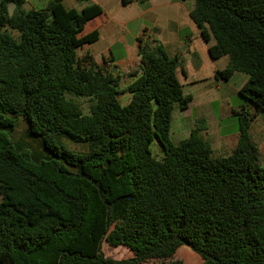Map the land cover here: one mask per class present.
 <instances>
[{
    "label": "trees",
    "instance_id": "trees-1",
    "mask_svg": "<svg viewBox=\"0 0 264 264\" xmlns=\"http://www.w3.org/2000/svg\"><path fill=\"white\" fill-rule=\"evenodd\" d=\"M76 1L82 9L64 0L40 9L0 0V264H183L165 263L182 246L202 264H264L255 116L235 113L239 137L228 156L205 140V120L174 144V109L193 100L178 78L185 75L179 58L146 33L139 61L124 75L80 55L99 41V31L84 30L103 9ZM190 18L206 43L215 41L211 59L230 60L215 78L248 75L239 94L264 111V0H195ZM16 117L40 142L15 136ZM104 242L132 256L106 257Z\"/></svg>",
    "mask_w": 264,
    "mask_h": 264
},
{
    "label": "rangeland",
    "instance_id": "rangeland-1",
    "mask_svg": "<svg viewBox=\"0 0 264 264\" xmlns=\"http://www.w3.org/2000/svg\"><path fill=\"white\" fill-rule=\"evenodd\" d=\"M49 0H26V9H40L47 5ZM111 16L124 17L127 19V24L124 26L118 35L115 34V42L113 43L112 51L117 57L123 55L126 51V46L132 47L138 41L141 36H154L160 40V34L165 35L172 42V45L177 42V46H174L172 57H178L181 63L182 70L179 71L178 78L182 83L183 90L186 94H190L193 97V105H191L189 111L181 110L179 107H175L173 112V122L171 126V137L174 144H179L184 139L190 136L188 129L192 124L198 120H205L211 129H214V122H221V135L228 136L234 135L238 131V115L234 114L236 111L245 109L249 114L255 116L256 119V134H254L255 140L258 141L260 147V154L262 162L264 163V131L261 127H264V111H258L255 115L252 113V103L239 94V91L243 84L247 81L248 75L236 72L229 82L217 80L215 78V72L217 70H223L229 64V58L223 57L219 60H212L208 47L212 42L206 43L201 35V31L194 24V22L185 18L181 21L182 27L179 29L178 36L172 32L171 25L166 23L167 17L165 12L166 4L174 5L173 3H183L184 7H192L195 4V0H135L134 6L122 4V0H97ZM66 6L69 8L76 6L75 0H65ZM10 11L15 9L14 5H10ZM184 11V10H183ZM146 33V35H145ZM176 37L180 39L182 43L176 41ZM188 39V40H186ZM104 40V38H103ZM102 40V41H103ZM124 40L125 44L120 41ZM111 42V37H106L105 40L100 43L104 45ZM117 42V43H116ZM215 43V41L213 40ZM100 44H96L99 46ZM94 46V47H97ZM170 53V51L168 50ZM135 63H130L128 67L121 70L124 75L130 67ZM110 70L114 69L113 66H109L106 63L102 65ZM131 82V79H128ZM121 88L126 86L124 80H121ZM221 96H226L224 99ZM123 105L128 104L129 97L123 95L120 97ZM82 108L87 112V104H81ZM183 118L187 131L181 136L174 135V127L178 119ZM17 129L15 130V136L25 141L35 140L34 142H40V139L34 136H30L27 130V124L22 117H16ZM27 131V133H26ZM37 140V141H36ZM69 149L74 151L86 150V145H81L74 142H66ZM210 144V143H209ZM152 151L155 158H162V150L159 145L154 144ZM1 201V196H0ZM102 252L106 257L122 260L132 256L129 248L126 246L112 247L106 242L102 245ZM181 261L183 264H201V257L192 252L187 246L182 248L175 254V256L165 263L170 261ZM160 261L150 260L142 264H160ZM164 263V262H163Z\"/></svg>",
    "mask_w": 264,
    "mask_h": 264
},
{
    "label": "crops",
    "instance_id": "crops-1",
    "mask_svg": "<svg viewBox=\"0 0 264 264\" xmlns=\"http://www.w3.org/2000/svg\"><path fill=\"white\" fill-rule=\"evenodd\" d=\"M90 1L92 3L100 5L103 9V14L96 17L95 19L91 20L86 25L85 30H84V35L90 34L94 31H99L100 32V39L98 42H96L94 44L85 45L82 49H80V55H83L85 53H90L99 65L102 66L104 63H107L109 66H113L114 71H119L120 73H122L121 70L128 67V65L130 63L133 62L136 64L139 61V56H138L139 41H137V43L135 45H133L132 47L126 46L124 48L126 50L124 52V54L116 57L112 51L113 43L115 42L114 38H112V37H115V34L118 35V33H120V30L124 26H126L127 19L124 17H121V16L120 17L111 16L110 14H108L106 12L104 7L97 0H90ZM64 3H65V0H64ZM169 4L170 3L168 2L165 6L166 8H168L167 11L165 12V16L167 17L166 23H169L171 25L172 32H174L175 35L178 36L177 34L179 32V29L182 27V25L180 24L181 21H183L185 18L191 19L190 18V11L193 9L195 4L192 7H186V8L184 7L183 3H181V4L180 3H173L174 5H169ZM129 5L134 6V2L130 3ZM76 6H79L78 9L83 8L78 4L77 1H76ZM66 7L69 8L68 6H66ZM71 8H76V7L71 6L69 9H71ZM106 37H111V42L106 43L104 45H101L100 43H102ZM103 38H104V40H103ZM169 40L170 39L167 38L165 35L160 34V40L159 41L163 44L168 55L170 57H172L171 53H173V51H174L173 47L177 46L178 43L175 42L172 45V42ZM175 40L179 42V45H180V43H182L180 41V39H178L177 37ZM186 40H188V39H186ZM120 42L122 44H125L124 40H121ZM96 44H100V45L97 46ZM212 44H214L213 41H212ZM94 46H97V47H94ZM208 49H209V47H208ZM168 50L170 51V53L168 52ZM125 83L127 85L129 83V80L125 81ZM120 85H121V81H120ZM127 96L130 99V96L129 95H127ZM219 96L223 99L226 97V96H221V95H219ZM120 102H121V100H120ZM193 103H194V101L192 100L189 108L185 111H189V109H190L191 105H193ZM251 110H252V113L254 115L256 113L258 114V111L254 106H252ZM236 112H238V111H236ZM256 119L257 118H255V117L253 118L252 129H251L252 135L256 134V131H255L257 128ZM172 122H173V116H172ZM175 122H176V124L174 127L173 134L177 135V136H181L182 134L185 133V131H187V127L189 128V125H185L186 123L183 121L182 117ZM195 125H196V122L194 125L192 124V127L190 126V129H188V131H189L188 133H190V135H191V132H192L193 128L195 127ZM214 125H215L214 129H211L209 127V125L207 124L208 130L204 134V138L208 143H210V146L213 148L214 152H216L218 155L228 156L234 150V148L238 142L239 132L237 131L236 134H234V135L222 136L221 135V122L216 121V122H214ZM171 126H172V123H171ZM261 129L264 131V127H261ZM254 139H256V138H254ZM171 140H172V137H171ZM255 141L258 144V141L257 140H255ZM258 147H259V144H258ZM259 150H260V147H259ZM202 262L203 261L201 259V264H202Z\"/></svg>",
    "mask_w": 264,
    "mask_h": 264
},
{
    "label": "built area",
    "instance_id": "built-area-1",
    "mask_svg": "<svg viewBox=\"0 0 264 264\" xmlns=\"http://www.w3.org/2000/svg\"><path fill=\"white\" fill-rule=\"evenodd\" d=\"M108 65V64H107Z\"/></svg>",
    "mask_w": 264,
    "mask_h": 264
}]
</instances>
